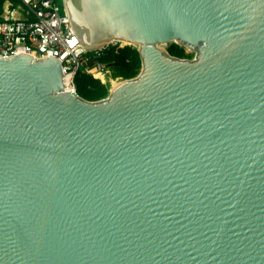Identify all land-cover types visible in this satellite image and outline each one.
<instances>
[{"label":"water","instance_id":"water-1","mask_svg":"<svg viewBox=\"0 0 264 264\" xmlns=\"http://www.w3.org/2000/svg\"><path fill=\"white\" fill-rule=\"evenodd\" d=\"M61 1L141 72L88 102L0 58V264H264V0Z\"/></svg>","mask_w":264,"mask_h":264},{"label":"built area","instance_id":"built-area-1","mask_svg":"<svg viewBox=\"0 0 264 264\" xmlns=\"http://www.w3.org/2000/svg\"><path fill=\"white\" fill-rule=\"evenodd\" d=\"M18 6L4 1L0 14V58L29 56L35 60L57 59L62 74L74 79L78 73L109 75L105 66H90L88 54L76 38L68 17L55 0H18ZM101 50L97 51L100 52ZM95 52V53H97ZM100 81V80H99Z\"/></svg>","mask_w":264,"mask_h":264},{"label":"trees","instance_id":"trees-1","mask_svg":"<svg viewBox=\"0 0 264 264\" xmlns=\"http://www.w3.org/2000/svg\"><path fill=\"white\" fill-rule=\"evenodd\" d=\"M5 0H0V14L2 5ZM18 6V0H6ZM58 5H61V0H55ZM166 52L170 57L186 60L191 59V56L185 54L184 49L175 45H170L166 48ZM90 66L100 64L105 66L111 73L113 79L132 80L141 72V60L137 50L131 47H123L119 44H112L102 49L100 52H92L88 54ZM96 79L89 75L78 73L74 79L76 94L79 98L88 102H98L108 97V87L101 84L106 82V79L101 75H96ZM101 82H100V81ZM110 84H115L108 81ZM112 90V88H111ZM111 92V91H110Z\"/></svg>","mask_w":264,"mask_h":264},{"label":"rangeland","instance_id":"rangeland-1","mask_svg":"<svg viewBox=\"0 0 264 264\" xmlns=\"http://www.w3.org/2000/svg\"><path fill=\"white\" fill-rule=\"evenodd\" d=\"M162 48H163V50L166 52V48H165V47H162ZM184 51H185V54H186L187 56H191V59H186V60H192V59L194 58V54H191V53L187 52L186 50H184ZM94 79H96V78H94ZM105 79H106V82H104V83H102L101 81H100V82H101V84H103V85H105V86L108 87V93H110L111 88H113V87H112V84H110V82H108L109 80L112 81V82H114V83H115V84H114L115 86H117L119 83L122 82V80L113 79V78L111 77V73H110V72H109V75L105 77Z\"/></svg>","mask_w":264,"mask_h":264},{"label":"bare ground","instance_id":"bare-ground-1","mask_svg":"<svg viewBox=\"0 0 264 264\" xmlns=\"http://www.w3.org/2000/svg\"><path fill=\"white\" fill-rule=\"evenodd\" d=\"M122 47L124 46V44H120ZM159 50H161V51H164L163 50V48L161 47V48H159ZM97 75H99V74H97ZM96 76V75H95ZM120 85V83L117 85V86H115L114 84H113V88H112V90H111V92L109 93V94H111L118 86ZM62 86H63V91L64 92H70L71 91V85H70V79L68 78V77H65V76H63V79H62Z\"/></svg>","mask_w":264,"mask_h":264}]
</instances>
